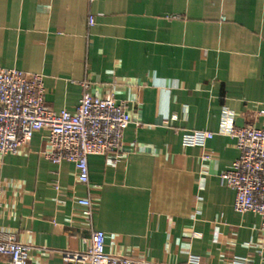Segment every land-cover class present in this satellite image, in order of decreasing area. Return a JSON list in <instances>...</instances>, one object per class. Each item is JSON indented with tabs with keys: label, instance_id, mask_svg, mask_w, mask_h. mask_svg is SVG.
<instances>
[{
	"label": "crops",
	"instance_id": "crops-1",
	"mask_svg": "<svg viewBox=\"0 0 264 264\" xmlns=\"http://www.w3.org/2000/svg\"><path fill=\"white\" fill-rule=\"evenodd\" d=\"M0 68L42 75L57 114L88 84L132 119L118 162L88 158L89 185L45 158L44 131L0 158V235L30 247L29 264H63L93 231L135 264H264L261 217L236 213L221 181L240 152L220 134L226 111L264 130V0H0ZM196 132L214 138L186 146Z\"/></svg>",
	"mask_w": 264,
	"mask_h": 264
},
{
	"label": "built area",
	"instance_id": "built-area-1",
	"mask_svg": "<svg viewBox=\"0 0 264 264\" xmlns=\"http://www.w3.org/2000/svg\"><path fill=\"white\" fill-rule=\"evenodd\" d=\"M93 27L92 17L88 22ZM84 93L74 113H55L46 104L44 78L19 70L0 68V158L16 155L29 146L34 134L48 133L49 150L44 153L54 164L68 162L75 166L77 181L89 185L88 158L105 155L114 162L123 157L124 132L132 119L124 105L112 96L96 98ZM221 135L235 140L240 156L221 175L224 186L235 192L236 213H253L261 217L260 233L264 236V130L254 126L235 128L234 116L224 112ZM214 134L196 132L184 136L188 147H205ZM82 215L90 222L94 207L87 198L78 199ZM199 238L198 234L193 235ZM104 232L93 231L90 246L83 253H66L63 264H135L134 261L107 254ZM31 248L19 244L14 236L0 235V255L12 264H29Z\"/></svg>",
	"mask_w": 264,
	"mask_h": 264
}]
</instances>
